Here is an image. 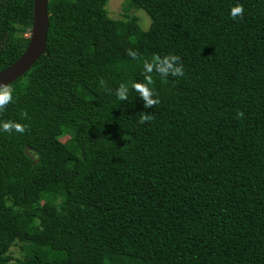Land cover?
<instances>
[{"label":"trees","instance_id":"1","mask_svg":"<svg viewBox=\"0 0 264 264\" xmlns=\"http://www.w3.org/2000/svg\"><path fill=\"white\" fill-rule=\"evenodd\" d=\"M108 1L49 0L45 54L6 88L0 264H264V0H125L147 31ZM32 21L0 0V72ZM171 55L184 76L145 73Z\"/></svg>","mask_w":264,"mask_h":264},{"label":"clouds","instance_id":"2","mask_svg":"<svg viewBox=\"0 0 264 264\" xmlns=\"http://www.w3.org/2000/svg\"><path fill=\"white\" fill-rule=\"evenodd\" d=\"M244 12L243 6H237L232 9L231 15L233 18L237 16H242ZM134 59L137 54L135 52L129 51L128 53ZM144 70L146 74L152 73L156 71L162 78H167L169 75L174 77H182L184 76V68L180 63V58L175 55L166 56L164 58H154L151 63L145 62ZM148 83H133L131 85L132 89H134L138 94L139 98L144 102V108H153L160 101L156 94V92L150 88L148 85L151 83L150 76L147 77ZM116 96L120 101H126L129 97V86L126 84H121L118 90L116 91ZM12 99L10 92L5 89L4 91H0V107L6 105ZM151 119L150 114H144L141 118V123H144ZM15 128L16 131L23 132L24 128L20 125L6 123L3 125L4 131H11Z\"/></svg>","mask_w":264,"mask_h":264},{"label":"water","instance_id":"3","mask_svg":"<svg viewBox=\"0 0 264 264\" xmlns=\"http://www.w3.org/2000/svg\"><path fill=\"white\" fill-rule=\"evenodd\" d=\"M48 3L49 0H33V21L28 46L13 65L0 72V91L21 78L45 54L49 30Z\"/></svg>","mask_w":264,"mask_h":264},{"label":"rangeland","instance_id":"4","mask_svg":"<svg viewBox=\"0 0 264 264\" xmlns=\"http://www.w3.org/2000/svg\"><path fill=\"white\" fill-rule=\"evenodd\" d=\"M106 11L111 19L126 21L128 18L135 17L138 20V24L143 31H147L150 27L151 20L148 15L141 9H128L126 10L125 0H109L106 7ZM63 139L62 141L66 140ZM10 255L16 259H22V253L18 245H14L10 250ZM23 264H31L29 259H22Z\"/></svg>","mask_w":264,"mask_h":264}]
</instances>
